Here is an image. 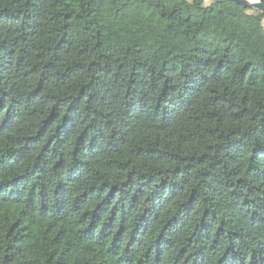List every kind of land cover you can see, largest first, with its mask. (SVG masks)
Masks as SVG:
<instances>
[{
    "label": "clouds",
    "instance_id": "obj_1",
    "mask_svg": "<svg viewBox=\"0 0 264 264\" xmlns=\"http://www.w3.org/2000/svg\"><path fill=\"white\" fill-rule=\"evenodd\" d=\"M216 90L237 107L223 106L227 135L209 150L180 133ZM52 104L68 126L51 130L35 200L76 191L72 169L89 157L158 146L161 163L129 168L121 187L144 192L141 210L171 200L161 224L192 197L177 239L187 264H264V0H0V110Z\"/></svg>",
    "mask_w": 264,
    "mask_h": 264
},
{
    "label": "trees",
    "instance_id": "obj_2",
    "mask_svg": "<svg viewBox=\"0 0 264 264\" xmlns=\"http://www.w3.org/2000/svg\"><path fill=\"white\" fill-rule=\"evenodd\" d=\"M36 58L40 60L41 54L36 53ZM37 88L43 90L41 81H37ZM223 96L216 90L194 102L192 107L197 111L180 134L208 140L209 150L214 147L211 141L220 143L227 135L223 106L237 107L236 101L229 103L231 98L221 99ZM238 107L244 108L243 99ZM61 111L56 110V104L46 114L34 110L31 115H16L0 110V264H187L191 253L184 246L177 249V239L192 218V197L184 201L185 217L178 220V215H172L161 224L171 200L155 211L141 210L144 192L137 196L121 187L127 185L121 174L129 168L161 163L155 154L160 151L158 146L153 152L147 143L138 141L136 159L116 151L89 157L83 163V172L81 165L72 169L74 182L79 185L76 191L57 185L51 198L34 199L33 191L40 189L32 176L37 174V162L56 135L51 130L68 126ZM237 118L234 114L233 119ZM148 134L145 130L141 138ZM150 234L154 239L145 246Z\"/></svg>",
    "mask_w": 264,
    "mask_h": 264
}]
</instances>
